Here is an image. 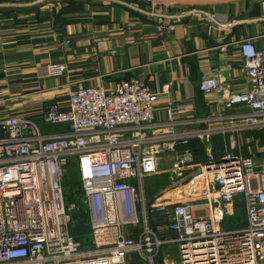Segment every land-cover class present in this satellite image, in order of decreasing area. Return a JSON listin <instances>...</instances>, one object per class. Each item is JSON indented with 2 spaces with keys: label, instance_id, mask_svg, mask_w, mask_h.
<instances>
[{
  "label": "built area",
  "instance_id": "obj_1",
  "mask_svg": "<svg viewBox=\"0 0 264 264\" xmlns=\"http://www.w3.org/2000/svg\"><path fill=\"white\" fill-rule=\"evenodd\" d=\"M179 17L157 15L158 35ZM257 39L237 42L248 86L225 94L219 114L191 116L189 106L168 105L166 120L154 122L160 94L130 78L70 90L65 101L42 106L41 122L66 126L64 133L43 134L22 116L0 119V264H156L165 245L177 247L176 264H264V157L256 164L241 153L245 134H264V48ZM66 70L63 62L49 63L35 75L59 78ZM198 89L222 94L214 77ZM214 136L229 140L219 158ZM192 141L203 145L204 162L195 161ZM68 170L80 204L66 209ZM160 175L170 177L171 188L150 200L144 180ZM239 196L245 226L225 230ZM80 209L89 224L87 246L69 229L67 212ZM155 217L166 220L162 229L173 238L158 236L150 224Z\"/></svg>",
  "mask_w": 264,
  "mask_h": 264
},
{
  "label": "crops",
  "instance_id": "obj_2",
  "mask_svg": "<svg viewBox=\"0 0 264 264\" xmlns=\"http://www.w3.org/2000/svg\"><path fill=\"white\" fill-rule=\"evenodd\" d=\"M252 1L197 0L179 5L60 0L51 7L55 11L46 9L39 18L0 13V119L22 116L39 125L42 106L65 101L68 91L107 87L130 78L160 94L154 122L166 120L168 105L189 106L191 116L219 114L225 109V94L248 86L237 42L259 38L255 45L264 48V2L250 9ZM157 15L165 20L183 17L160 36ZM60 62L67 66L63 76L36 78L37 67ZM210 77L217 80L222 94L205 96L199 91L200 81ZM166 87L167 93L162 94ZM67 131L66 126L44 127L47 135ZM243 140L242 155L252 156L258 164L264 157V134L247 133ZM228 143L223 136L211 138L216 158L229 148ZM189 148L196 162L206 160L199 141H192ZM171 185L170 180L161 192L146 195L154 198ZM202 208L207 211L205 206H195V210ZM165 222L160 217L150 220L160 238H173L162 229ZM162 262L176 264L175 245L160 248L155 263Z\"/></svg>",
  "mask_w": 264,
  "mask_h": 264
},
{
  "label": "rangeland",
  "instance_id": "obj_3",
  "mask_svg": "<svg viewBox=\"0 0 264 264\" xmlns=\"http://www.w3.org/2000/svg\"><path fill=\"white\" fill-rule=\"evenodd\" d=\"M56 3H61L60 0H1L0 1V13H4L8 16L16 18L19 15H31L35 18H39L46 9L52 10V5H56ZM58 5V4H57ZM52 11H55L53 9ZM39 128L41 132L44 134V127L52 128L50 126H45L43 123H40ZM163 164L166 167H169V161H163ZM170 183V177L166 175L156 176L150 179L144 180V189L145 192L149 195H154L162 191L160 188L162 185L165 186L166 183ZM162 186V187H163ZM166 187V186H165ZM79 196V184L75 179V174L73 170H68L65 175V183H64V197H65V208L69 209L70 205L80 204L78 200ZM235 215L233 217H225L222 222V227L227 229H232L236 227L245 226L246 215H245V207L243 203L242 196H239L235 202ZM67 214L71 218V224L69 229L75 236H78L79 241L82 242L84 246H87L89 243V235L86 236L85 228L87 229V223L82 220L83 217L80 210H76L75 212H67Z\"/></svg>",
  "mask_w": 264,
  "mask_h": 264
},
{
  "label": "water",
  "instance_id": "obj_4",
  "mask_svg": "<svg viewBox=\"0 0 264 264\" xmlns=\"http://www.w3.org/2000/svg\"><path fill=\"white\" fill-rule=\"evenodd\" d=\"M159 4H179V5H188L192 2H195L197 0H147ZM264 0H253L250 3V9L253 7V5L261 4Z\"/></svg>",
  "mask_w": 264,
  "mask_h": 264
},
{
  "label": "trees",
  "instance_id": "obj_5",
  "mask_svg": "<svg viewBox=\"0 0 264 264\" xmlns=\"http://www.w3.org/2000/svg\"><path fill=\"white\" fill-rule=\"evenodd\" d=\"M0 1H1V0H0ZM151 198H153V197H150V200H151ZM81 217H83L82 220L85 221V223H87V229L85 228V233H86V236H87V235H89V224H88V220H87V217H86L84 214H82ZM71 234H72L77 240H79V239H78V236H75V235L72 233V231H71Z\"/></svg>",
  "mask_w": 264,
  "mask_h": 264
}]
</instances>
